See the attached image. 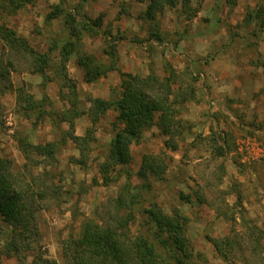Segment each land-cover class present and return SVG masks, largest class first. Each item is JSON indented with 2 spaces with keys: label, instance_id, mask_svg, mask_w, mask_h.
Listing matches in <instances>:
<instances>
[{
  "label": "rangeland",
  "instance_id": "374dc122",
  "mask_svg": "<svg viewBox=\"0 0 264 264\" xmlns=\"http://www.w3.org/2000/svg\"><path fill=\"white\" fill-rule=\"evenodd\" d=\"M148 3L33 0L15 14L0 17L37 51L55 47L54 58L58 43L67 37L63 17L47 20L54 5L77 10L81 21L100 18V27L82 30L79 52L104 69L116 63V69L88 83L78 53L71 54L66 71L76 83L79 109L84 111L71 128L62 120L70 107V98L63 96L68 92L63 78L49 69L51 81L44 85L29 58L11 54L14 88H25L38 101L47 96L49 104L38 119L22 112L15 91L0 95V159H10L14 173L36 190L44 184L48 190L36 212L40 247L26 252L21 262L0 255L1 264H32L37 252L62 262L63 243L78 237L87 219L105 216L125 187L135 200L136 218L127 230L132 237L150 235L145 210L152 205L167 214L178 208L189 219L188 264H264V0H186L166 8L154 22L141 18ZM110 44L116 47V58L109 54ZM170 68L178 75L175 92L195 91L180 106L184 133L177 139L178 149L166 147L167 136L156 121L132 145L131 163L111 172L112 181L106 184L99 169L116 133L117 112L110 110L93 124L91 101L113 98L123 73L154 72L164 78ZM71 134L91 136L89 147L82 152ZM22 137L33 144L55 141V158L28 159L19 146ZM146 154L164 156L167 170L144 183L138 171Z\"/></svg>",
  "mask_w": 264,
  "mask_h": 264
},
{
  "label": "trees",
  "instance_id": "16d2710c",
  "mask_svg": "<svg viewBox=\"0 0 264 264\" xmlns=\"http://www.w3.org/2000/svg\"><path fill=\"white\" fill-rule=\"evenodd\" d=\"M185 1L149 0L141 18L154 22L166 8H175ZM32 2L33 0H0V17L15 14ZM53 8L47 20L63 17L67 30V37L56 47L57 58L52 56L55 47H52L50 52H39L5 22H0V42L5 48V51L0 53V95L6 90L15 91L17 105L23 113L29 116L37 115L38 119L45 114V108L49 104L48 97L44 96L38 101L25 88H14L11 80V73L15 68L11 56L27 57L34 70L42 75L44 85L51 81L47 73L49 69L63 78L64 86L68 88V92L63 96L70 98L68 101L70 107L62 113V120L69 122L70 127L74 128L75 119L84 114V111L79 109L76 83L70 79L66 71L71 54L78 53V65L84 69V79L88 83L116 69V63L113 62L109 68L104 69L102 65L95 63L92 56L81 55L79 52L82 30L90 31L100 27L102 25L100 18L92 20L91 23L88 17H81L84 19L81 21L77 10L74 13L68 12L62 4L54 5ZM154 36L160 37L156 33ZM110 48L112 51L109 54L116 58V47L110 44ZM177 77L173 68H170V75L164 78L154 72L147 76L123 73L120 90L113 98L108 100L95 98L91 101L89 114L93 124H97L110 110L117 112L114 122L116 133L99 169L106 184L112 181L111 172L131 163L132 145L138 143L143 131L156 121L161 132L167 136L166 147L171 150L178 149L177 139L184 133L182 123L178 119L180 106L194 96L195 91L194 88H190L187 93L175 92ZM2 113L0 101V117ZM89 138L71 134V139L82 152L89 147ZM57 145L55 141L33 144L25 137L19 139V146L28 159L37 155L50 161L55 158ZM81 162L84 164V160ZM166 170L167 161L164 156L146 154L138 176L145 183L149 177L161 178ZM46 190L48 187L45 184L42 189L36 190L32 183L14 173L13 162L10 159H0L1 256L16 257L21 262L26 252H35V249L40 247L41 233L36 212L39 202L46 197ZM183 197L190 200L189 196ZM201 198L199 200L202 201ZM134 202L130 189L125 187L114 199L113 207L109 208L106 217L87 219L83 223L80 235L71 237L63 243L62 262L44 257L41 252H37L32 264H188V259L192 255L186 235L188 217L178 208L167 214L160 206L154 204L145 210L150 235L132 237L127 230L130 222L136 218ZM124 210L127 213L121 214ZM215 246L220 254L224 255L219 242H215Z\"/></svg>",
  "mask_w": 264,
  "mask_h": 264
}]
</instances>
